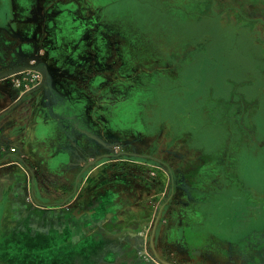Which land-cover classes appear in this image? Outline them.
I'll use <instances>...</instances> for the list:
<instances>
[{"label": "crops", "instance_id": "obj_1", "mask_svg": "<svg viewBox=\"0 0 264 264\" xmlns=\"http://www.w3.org/2000/svg\"><path fill=\"white\" fill-rule=\"evenodd\" d=\"M49 1L52 12L60 11L70 2ZM239 1L234 8L232 41L233 50L238 51L231 56H235L236 62L243 61L244 78L238 86H233L234 100L229 104L222 94L215 93L213 85L205 91L209 95L213 91L214 98L218 97L214 103L218 108L219 125L226 127L229 124L230 135L219 134V140H222L219 152L240 146H257L261 137L259 120L264 135V0ZM72 3L74 10L85 18H93L99 11L91 7L90 2H82L84 6L77 5L76 1ZM4 7V0H0V264H152L151 254H158L160 259L165 250H169L166 256L174 257L177 262L206 260V256L201 257L195 252L203 249L210 233L222 234L226 223H216L212 202L208 203L210 201H205L204 197L197 200L196 196L200 197V194L195 192L194 186L198 170L194 169V176L187 173L183 179L177 178L172 170L174 178L160 181L161 186L166 183L167 189H158L157 193L151 191L150 195L148 186L136 171L132 173V169L127 168L128 171L110 177L107 175V180L98 177V172L104 169L98 164L91 166V156L106 154L108 149L113 152L109 141L116 136L126 146L131 145L129 140L132 139L124 130L130 121L122 118L123 111L114 114L113 102L107 99L106 103H100L95 98L94 93L102 88L114 90L115 87H109L114 83V68L108 62L100 65L99 54L95 50L85 51L83 47L84 50L68 55L62 67L53 66L54 57L46 52V56L40 57L48 61L50 67L47 71L40 70L37 66L41 63L39 54L33 48L39 41L35 28L37 21L48 8L46 0H7V11ZM239 52L243 55L239 56ZM19 60L42 75L40 85L32 89L35 96L28 104L32 108L22 114L15 111L25 95L11 98L9 85L12 84L4 77L15 72ZM236 62L231 67L236 68L239 64ZM203 105L213 104L204 100ZM185 106L187 114L182 116L186 117L187 125L185 119H177L176 127L180 131L172 133L170 138L178 152L185 147L180 145L184 139L189 142L196 138L192 135L189 117L195 103ZM227 106L234 107V111L228 113ZM99 107H107L105 114H99ZM139 118L146 123L142 114ZM39 122L49 127L46 136L37 142L31 132ZM80 123L88 124L86 130L90 131L78 127ZM102 123L105 128L98 130ZM114 124L123 127L122 133L115 134ZM244 137L248 139L247 143H242ZM226 138L234 140L231 146L226 145ZM141 144L138 145L143 151L130 146L131 151L156 153ZM11 149L16 152L12 153ZM189 149H194V145ZM38 154L46 156V177L42 166L40 168ZM59 155L63 160L52 165L53 168L49 166ZM239 163L235 170L242 171L251 162ZM187 169V172L191 171ZM32 175L37 177L34 185ZM38 184L46 188V195L43 191L34 194ZM6 185L11 188L9 194H6ZM241 185L242 191L243 183ZM167 192L171 200L166 205L163 200ZM251 197L249 200L236 196L233 203L243 207L250 201H259L254 195ZM34 198L40 203L41 211L20 210L16 205L32 202ZM224 209L226 206L219 207V210ZM251 210L252 218L256 209ZM195 217L202 220V240L183 234L184 228ZM47 246L62 251L57 258H49L46 257Z\"/></svg>", "mask_w": 264, "mask_h": 264}, {"label": "rangeland", "instance_id": "obj_2", "mask_svg": "<svg viewBox=\"0 0 264 264\" xmlns=\"http://www.w3.org/2000/svg\"><path fill=\"white\" fill-rule=\"evenodd\" d=\"M55 1L58 0H53ZM68 1H70L68 5L62 6L60 11L52 12L49 10L51 3L46 0L48 8L38 19L35 27L39 41L33 50L39 54L41 62L37 66L42 71L44 69L47 71L50 67L48 61L41 58L46 56V52L54 57L53 66L62 67L66 57L71 53L83 47L85 51L95 50L99 54L100 65L101 62L110 63L115 73L114 83L109 85L115 87L114 90L102 88L98 93H94L95 98H98L100 103H106L107 99L110 103L113 102L114 114L123 111L122 118L130 121V124H125L124 130L128 131V136L132 138L129 140L131 147L143 151L138 145L142 142L141 146L156 151L154 154L136 153L131 151L133 149L126 146L119 136H116L109 141L113 152L108 149L106 154L91 156L93 157L91 166L98 164L101 165L100 169H104L103 172H98V177L102 176L107 180V175L110 177L128 171L127 168L132 169V173L136 171L137 176L148 186L147 193L150 195L152 192L157 193L158 189L165 191L166 183L161 186L160 181L174 178L173 172L177 174V178L183 179L187 173L194 176V169H197L198 179L195 180L194 186L195 192L200 194V197L196 196L197 200L204 197L205 201H210L208 203L212 202L213 212L217 218L215 221L218 220L216 223H226L222 234L206 235L205 246L200 252H195L201 257L206 256V260L197 263L177 262L170 255L168 258L166 251L169 250H165L164 257L160 259L158 254L154 253V256L151 254L152 264H264L263 124L259 120L261 137L257 146L238 145L240 147L233 148V151L219 152L218 146L222 144L219 134L229 136V124H226V127L219 125L218 108L215 106L218 97L214 98L213 91L210 95L209 92H205L210 85H213L217 91L215 93L222 94L229 104L234 100L233 86L241 83L244 78L243 61L236 62L235 56H231L234 51H238V49L233 50L232 42L235 32L234 8L237 0ZM74 1L80 6H84L82 4L84 1L87 2L86 4L90 2L91 7L98 8L99 11L93 18L82 17L74 10L72 3ZM84 13L86 14V11ZM225 35L227 37L224 39ZM238 55L243 54L239 52ZM235 62L239 63L237 67L233 68L234 65L231 67ZM26 64L25 61L19 60L15 71H21ZM9 89L11 98L25 95L18 102L21 104L18 105L16 113L22 114L32 108L28 104L35 96V90L32 88L28 90L23 83L19 88L9 85ZM204 100H210L213 105L204 106ZM205 102L209 103V101ZM187 103H195L189 117L193 125L191 132L196 138L189 142L184 139L180 145L185 147L178 152L174 143L170 142V138L172 133L180 131L176 127L177 119L186 121V117L182 115L187 114L185 106ZM78 110L80 111L81 108ZM106 110L107 107H99V114H105ZM230 111L233 112L234 107L227 106V112ZM140 114L145 118L146 123L140 121ZM184 124L187 125V121ZM77 125L85 132L90 131L86 130L88 126L86 123ZM103 125V123L99 124L98 130L105 128ZM114 125L117 127L114 129L115 134H119L123 127ZM48 127L46 123L39 122L33 127L32 132L30 129V132L38 142L46 136ZM244 135L248 134L244 132ZM233 141L226 138L225 143L231 146ZM237 142L239 143L238 138ZM247 142L248 139L244 137L242 143ZM193 145L194 149H189ZM16 147H19V144H16ZM190 150L194 152L185 153ZM36 151L35 148L34 152ZM201 151L204 153H200ZM37 157L46 177V156L38 154ZM138 159L143 163L141 164ZM61 160H63L62 155L56 156L49 166L53 168L52 165H56ZM206 160H209V163ZM239 162L251 163H248L242 171H238L235 168ZM185 168L191 171L187 172ZM35 177L31 176L33 185L36 182ZM10 189L9 185L5 186L6 194H9ZM45 191L46 188L38 184L34 194L42 192L46 195ZM170 191L171 189L168 192ZM251 195L257 197L259 201L254 203L250 201V204H244L243 207L235 206L233 203L236 196L248 197L251 200ZM170 200L168 194L163 202L167 205ZM39 204L34 198L32 202L26 201L16 205L20 210L28 209L36 213L42 209ZM223 206L227 209L219 210V207ZM234 206L237 207L235 210H239L237 214H234ZM252 208L256 210L251 218ZM201 221L200 218L195 217L184 228L183 234L198 240L204 239ZM61 251L47 246L46 257L55 259Z\"/></svg>", "mask_w": 264, "mask_h": 264}, {"label": "built area", "instance_id": "obj_3", "mask_svg": "<svg viewBox=\"0 0 264 264\" xmlns=\"http://www.w3.org/2000/svg\"><path fill=\"white\" fill-rule=\"evenodd\" d=\"M4 77L6 80H10L14 88L21 87L23 83L28 90L37 87L42 79L41 73L32 67L22 68V70L19 72H10ZM11 152L15 153L16 150L11 149Z\"/></svg>", "mask_w": 264, "mask_h": 264}, {"label": "clouds", "instance_id": "obj_4", "mask_svg": "<svg viewBox=\"0 0 264 264\" xmlns=\"http://www.w3.org/2000/svg\"><path fill=\"white\" fill-rule=\"evenodd\" d=\"M97 2H104V0H97ZM4 10L7 11V0H4Z\"/></svg>", "mask_w": 264, "mask_h": 264}, {"label": "flooded vegetation", "instance_id": "obj_5", "mask_svg": "<svg viewBox=\"0 0 264 264\" xmlns=\"http://www.w3.org/2000/svg\"><path fill=\"white\" fill-rule=\"evenodd\" d=\"M26 67H30L29 65H24L22 68H26ZM14 69H17V67H15ZM11 86V85H10ZM15 90V89H14Z\"/></svg>", "mask_w": 264, "mask_h": 264}, {"label": "water", "instance_id": "obj_6", "mask_svg": "<svg viewBox=\"0 0 264 264\" xmlns=\"http://www.w3.org/2000/svg\"><path fill=\"white\" fill-rule=\"evenodd\" d=\"M75 215H77V213L75 212Z\"/></svg>", "mask_w": 264, "mask_h": 264}]
</instances>
